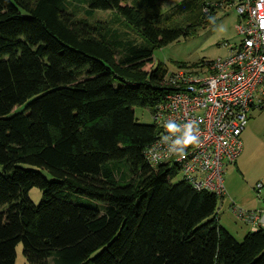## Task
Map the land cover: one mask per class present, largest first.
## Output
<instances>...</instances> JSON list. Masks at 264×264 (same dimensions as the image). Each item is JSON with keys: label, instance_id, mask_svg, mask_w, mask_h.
<instances>
[{"label": "trees", "instance_id": "1", "mask_svg": "<svg viewBox=\"0 0 264 264\" xmlns=\"http://www.w3.org/2000/svg\"><path fill=\"white\" fill-rule=\"evenodd\" d=\"M161 2L0 0V264H15L19 243L30 264H264V227L236 240L219 197L145 159L157 129L134 107L151 111L167 90L153 52L220 9L181 0L186 26L162 24ZM96 10L141 41L90 22Z\"/></svg>", "mask_w": 264, "mask_h": 264}, {"label": "built area", "instance_id": "2", "mask_svg": "<svg viewBox=\"0 0 264 264\" xmlns=\"http://www.w3.org/2000/svg\"><path fill=\"white\" fill-rule=\"evenodd\" d=\"M216 4L237 15L239 41L234 47L225 44V57L166 70L167 90L151 109L157 133L144 156L151 166L166 164L179 179L221 200L224 170L242 151L240 137L250 114L264 112V0ZM233 210L253 230L264 227V211Z\"/></svg>", "mask_w": 264, "mask_h": 264}, {"label": "rangeland", "instance_id": "3", "mask_svg": "<svg viewBox=\"0 0 264 264\" xmlns=\"http://www.w3.org/2000/svg\"><path fill=\"white\" fill-rule=\"evenodd\" d=\"M181 0H162L161 14L159 18L162 24L186 26L189 22L187 16L178 12L177 3ZM215 3L216 0H207ZM75 15L84 18L85 4L77 3ZM216 22L205 28H198L196 32L187 37L180 38L165 46L156 48L153 52V63L161 64L166 70L176 67H195L203 62L213 61L218 57H225L229 53V44L234 47L239 37L235 33L237 15L232 9L221 8L215 13ZM90 22L109 23L112 28L122 34L124 39L141 41V36L113 11L96 10ZM24 105L14 107L12 112H19ZM135 118L138 123L151 124V111L149 108L134 107ZM242 151L241 171L229 175L224 174L226 194L218 199L216 207V218L219 224L225 228L236 240L241 241L245 234L251 229V225L237 218L233 208L244 211H264V186L257 190V183L264 185V112L254 110L250 114L245 129L241 135ZM233 167V166H230ZM2 166H0V173ZM49 177L46 172H43ZM178 177L172 180L176 182ZM29 198L34 204L41 199V191L34 187L29 193ZM22 244L16 248L15 264H30L23 255ZM51 264V263H50Z\"/></svg>", "mask_w": 264, "mask_h": 264}, {"label": "crops", "instance_id": "4", "mask_svg": "<svg viewBox=\"0 0 264 264\" xmlns=\"http://www.w3.org/2000/svg\"><path fill=\"white\" fill-rule=\"evenodd\" d=\"M244 131V130H243ZM243 133V132H242ZM242 135V134H241ZM241 157V154L239 155L237 161L234 163V164H230L228 165L225 170H224V174L225 172H228L229 175L233 174L234 172L238 173L241 171L242 167H241V163L242 161L240 160L239 161V158ZM230 166H233V167H230ZM225 186V184H224ZM226 190V188H225ZM249 231H254L252 228L249 230Z\"/></svg>", "mask_w": 264, "mask_h": 264}, {"label": "clouds", "instance_id": "5", "mask_svg": "<svg viewBox=\"0 0 264 264\" xmlns=\"http://www.w3.org/2000/svg\"><path fill=\"white\" fill-rule=\"evenodd\" d=\"M195 139V137H191V140H187L186 142H192Z\"/></svg>", "mask_w": 264, "mask_h": 264}]
</instances>
